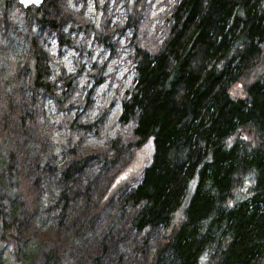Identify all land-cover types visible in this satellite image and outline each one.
Here are the masks:
<instances>
[{
    "label": "rangeland",
    "instance_id": "obj_1",
    "mask_svg": "<svg viewBox=\"0 0 264 264\" xmlns=\"http://www.w3.org/2000/svg\"><path fill=\"white\" fill-rule=\"evenodd\" d=\"M131 1L44 0L25 9L0 0V121L20 125L23 144L17 150L0 136V264H38L48 253L54 264L151 262L164 229L138 232L124 199L153 147H137L134 120L119 118L135 81V25L143 22L139 39L159 45L178 0H136L132 14ZM98 27L105 36L97 39ZM32 48L47 89L30 87ZM33 113L38 128L29 126ZM111 149L122 152L115 163L95 155Z\"/></svg>",
    "mask_w": 264,
    "mask_h": 264
},
{
    "label": "trees",
    "instance_id": "obj_2",
    "mask_svg": "<svg viewBox=\"0 0 264 264\" xmlns=\"http://www.w3.org/2000/svg\"><path fill=\"white\" fill-rule=\"evenodd\" d=\"M135 27V81L119 121L134 120L135 145L149 141L153 152L124 205L138 232L164 229L150 264H262L264 0H178L155 47L139 39L143 22ZM96 36H105L99 27ZM28 57L31 89H47L34 49ZM2 123L1 138L20 149V125ZM38 123L33 113L29 126ZM121 153L95 155L115 163Z\"/></svg>",
    "mask_w": 264,
    "mask_h": 264
},
{
    "label": "water",
    "instance_id": "obj_3",
    "mask_svg": "<svg viewBox=\"0 0 264 264\" xmlns=\"http://www.w3.org/2000/svg\"><path fill=\"white\" fill-rule=\"evenodd\" d=\"M21 2V0H19ZM44 0H39V2H35V0H30V2L22 3L25 8H28L32 5H35L37 7H40L43 4Z\"/></svg>",
    "mask_w": 264,
    "mask_h": 264
},
{
    "label": "snow or ice",
    "instance_id": "obj_4",
    "mask_svg": "<svg viewBox=\"0 0 264 264\" xmlns=\"http://www.w3.org/2000/svg\"><path fill=\"white\" fill-rule=\"evenodd\" d=\"M30 2V0H21V3ZM35 2H39V0H35Z\"/></svg>",
    "mask_w": 264,
    "mask_h": 264
}]
</instances>
